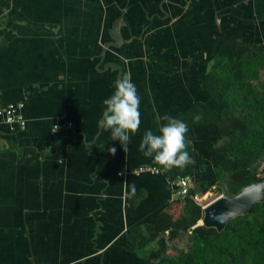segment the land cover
<instances>
[{"label":"crops","instance_id":"crops-1","mask_svg":"<svg viewBox=\"0 0 264 264\" xmlns=\"http://www.w3.org/2000/svg\"><path fill=\"white\" fill-rule=\"evenodd\" d=\"M233 32L264 42V0H0V106L22 102L26 123H0V264H145L162 248L150 227L183 213L177 181L199 176L173 178L139 145L157 115L185 122L206 98L213 45ZM124 74L141 98L128 152L100 126ZM187 126L193 162L212 166L214 131Z\"/></svg>","mask_w":264,"mask_h":264},{"label":"trees","instance_id":"trees-1","mask_svg":"<svg viewBox=\"0 0 264 264\" xmlns=\"http://www.w3.org/2000/svg\"><path fill=\"white\" fill-rule=\"evenodd\" d=\"M211 55L201 81L206 98L194 101L184 120L214 131L212 166L197 155L191 168L166 169L173 178L196 170L199 177L192 178L191 196L204 194L220 182L232 195L264 178V164L257 169L264 163V42H245L240 32L221 33ZM191 196H186V209L177 218L164 212L160 224L150 227L153 233L148 241L160 238L165 245L145 264H264V201L218 231L196 225L203 210ZM182 235L187 237L185 248L166 243Z\"/></svg>","mask_w":264,"mask_h":264},{"label":"clouds","instance_id":"clouds-1","mask_svg":"<svg viewBox=\"0 0 264 264\" xmlns=\"http://www.w3.org/2000/svg\"><path fill=\"white\" fill-rule=\"evenodd\" d=\"M103 103L106 107L100 120L101 128L110 130L111 140H119L123 150L128 152L130 133L138 132L142 122L139 111L141 98L130 75L124 74L115 81L114 93ZM196 119L199 120L200 117L197 116ZM156 122L159 125L158 134L147 130L142 137L139 149L143 155L151 157L166 169L184 168L193 163L188 151L190 142L187 139V124L169 115H157ZM110 151L115 154L116 148L113 147ZM125 184L127 187V182ZM135 191L133 184L131 192L134 194Z\"/></svg>","mask_w":264,"mask_h":264},{"label":"water","instance_id":"water-1","mask_svg":"<svg viewBox=\"0 0 264 264\" xmlns=\"http://www.w3.org/2000/svg\"><path fill=\"white\" fill-rule=\"evenodd\" d=\"M113 36L117 41L119 40L116 26L113 27ZM262 201H264V178L241 187L235 194L221 195L207 203L202 208V217L196 225L214 227L220 231L228 220L248 213L254 203ZM192 229L193 227L190 228Z\"/></svg>","mask_w":264,"mask_h":264},{"label":"built area","instance_id":"built-area-1","mask_svg":"<svg viewBox=\"0 0 264 264\" xmlns=\"http://www.w3.org/2000/svg\"><path fill=\"white\" fill-rule=\"evenodd\" d=\"M24 104L22 102H10L7 103L4 106H0V123L7 125L11 130L14 129H22L25 126V118L22 113ZM72 124L70 122L68 123H54L52 125V131L62 130L65 128L71 127ZM57 130V131H58ZM149 171L154 174L160 173V170L155 167L151 166H141L137 170H135V173L145 172ZM179 185V191L178 194L182 197L191 196L190 190L188 187V180L184 177H180L177 181ZM191 198L198 202V204L201 207H204L203 204H201V200L198 198V196L192 195Z\"/></svg>","mask_w":264,"mask_h":264},{"label":"rangeland","instance_id":"rangeland-1","mask_svg":"<svg viewBox=\"0 0 264 264\" xmlns=\"http://www.w3.org/2000/svg\"><path fill=\"white\" fill-rule=\"evenodd\" d=\"M263 164V162H260L257 169L260 170ZM259 175L261 176L263 175V173H260ZM221 195L230 196L229 194H227L226 184L222 182L215 184L209 191L205 192V194L199 196L198 198L201 200V204L205 206L207 203ZM186 241V235H182L180 238H178L177 241L175 240L174 244H176L179 248H185Z\"/></svg>","mask_w":264,"mask_h":264},{"label":"bare ground","instance_id":"bare-ground-1","mask_svg":"<svg viewBox=\"0 0 264 264\" xmlns=\"http://www.w3.org/2000/svg\"><path fill=\"white\" fill-rule=\"evenodd\" d=\"M201 222V221H200Z\"/></svg>","mask_w":264,"mask_h":264}]
</instances>
